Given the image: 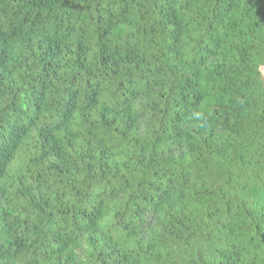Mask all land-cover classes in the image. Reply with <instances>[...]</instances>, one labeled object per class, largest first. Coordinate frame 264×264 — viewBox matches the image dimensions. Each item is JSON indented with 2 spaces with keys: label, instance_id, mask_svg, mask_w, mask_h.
I'll return each instance as SVG.
<instances>
[{
  "label": "trees",
  "instance_id": "trees-1",
  "mask_svg": "<svg viewBox=\"0 0 264 264\" xmlns=\"http://www.w3.org/2000/svg\"><path fill=\"white\" fill-rule=\"evenodd\" d=\"M0 264H264V0H0Z\"/></svg>",
  "mask_w": 264,
  "mask_h": 264
}]
</instances>
